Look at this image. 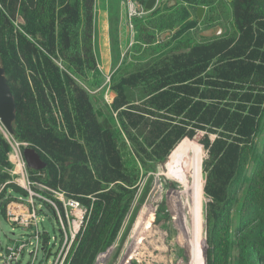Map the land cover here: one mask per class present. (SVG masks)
<instances>
[{
	"label": "trees",
	"instance_id": "obj_1",
	"mask_svg": "<svg viewBox=\"0 0 264 264\" xmlns=\"http://www.w3.org/2000/svg\"><path fill=\"white\" fill-rule=\"evenodd\" d=\"M55 1L0 0V66L16 108L12 137L32 144L47 164L42 171L49 170L50 164L35 146L41 145L43 134L51 133L40 128L46 99L41 90L29 86L19 58L30 71L40 68L46 72L59 88L58 70L44 57L43 65L40 63L41 50L66 57L72 63V75L80 76L84 68L90 70L94 65L93 0H72V9L64 8L69 11L67 19L62 11H56ZM17 16L23 19L22 32L13 25ZM238 20L241 35L237 41L214 42V48L202 43L188 52L164 57L114 85L112 110L117 112L118 129L107 120L101 127L94 119L89 121L85 144L91 157L90 170L107 186L116 184L93 203L72 264H94L112 245L130 207L133 190L128 188L136 185L139 168L154 171L183 139H192L197 131L215 135L213 142L208 136L203 141L208 150L204 191L211 200L209 232L214 234L223 223L227 231L222 237L230 248L227 239L242 230L236 247H231L240 250L238 258L231 256L223 264L255 263L251 248L264 246V241L249 244L243 229L248 230L257 216L264 226V175L255 144L256 138L264 137V2L246 0ZM76 89L73 87L72 94L78 93ZM132 93H138L139 98L132 99ZM73 102L80 115L84 109L92 116L90 105L80 95L74 96ZM61 158L57 167L63 174V187L79 186L86 179L84 173L77 175L82 163L71 154ZM251 163L254 171L248 175ZM5 178L2 176L0 182ZM241 187L243 196L236 202L234 194ZM82 203L90 207L89 200ZM247 207L256 213L251 222ZM258 251L264 252V248ZM216 260L224 259L220 256Z\"/></svg>",
	"mask_w": 264,
	"mask_h": 264
},
{
	"label": "rangeland",
	"instance_id": "obj_2",
	"mask_svg": "<svg viewBox=\"0 0 264 264\" xmlns=\"http://www.w3.org/2000/svg\"><path fill=\"white\" fill-rule=\"evenodd\" d=\"M146 1L93 0L91 46L94 65L90 66V70L84 68V73L80 76L72 75V63L66 60V57L58 53L51 55L41 50L40 63L43 65L44 58L52 63L58 70L62 88L56 87L52 79L46 72L43 74L40 68L37 72L30 71L26 68L24 60L19 58L29 86L41 90L46 99L47 105L40 120V128L42 131L50 129L51 133L43 134L41 145L35 147L49 162L50 169L30 172L23 160L22 151L31 148L32 144L13 138L0 123V178L6 176L4 181L0 182V264L4 262L8 247L29 241L32 245L24 250L19 264H53L57 256L58 264L73 263L93 203L98 200L99 195L108 193L116 184L107 186L90 170L91 157L85 144L88 137L87 125H91L89 121L93 119L97 126L101 127V122L107 120L111 126L119 128L117 112L112 110L116 96L114 85L129 74L143 71L164 57L188 52L202 43H208L210 48H214L211 46L214 42L233 43L240 38L238 17L246 0H157L150 11L144 9ZM170 1L174 4L169 6ZM54 6L56 11L60 14L62 11L63 17L67 19L68 9H72V0H56ZM65 6L68 9L64 10ZM199 7L204 8L201 21L196 17ZM13 25L22 32L23 19L17 16ZM217 27L222 29L219 36H201L203 31ZM72 86L77 87L78 93L72 94ZM36 93L37 90L34 94ZM77 94L88 102L93 111L92 116H87L84 109H81L82 115L78 113L73 102V97ZM131 97L137 100L139 94L132 93ZM205 136H208L211 142L215 139L213 134L197 131L192 139H183L154 171H144L138 166L136 185L128 188L133 190L130 207L114 242L106 250H109L108 256L104 260L105 254H99L94 264H119L121 258L120 264H193L192 249L187 238L181 235L175 209L168 198L170 194L185 190L193 197L192 205L198 218L203 264H223L232 257L238 258L240 250L231 247H236L242 230L227 239L230 248L222 237L223 232L227 231L223 223L213 230L214 234L209 232L208 209L211 200L204 191V163L208 160V150L203 144ZM255 144L262 159V176L264 137L256 138ZM68 154L76 156L82 163L77 175L84 173L86 179L79 186L66 190L62 185L63 174L57 167V162ZM253 171L251 163L248 166V175ZM60 192L64 193L67 199L79 201L82 205L83 200L90 201L89 208L83 205L87 210L84 227L70 244H65V218L63 209L59 208L61 204L55 199L56 193ZM242 196L241 187L235 191L236 202L241 201ZM150 203H154L156 209L134 238L132 232L136 220L144 207ZM51 204H54L58 211ZM231 208L235 210V204ZM247 209V219L250 221L256 213H252L250 207ZM9 212L19 215L18 222L11 220ZM22 219L23 222L27 219L28 224H19ZM260 221L261 218L257 216L248 230L243 229L244 233H248L247 239L251 245L264 241V226ZM35 232L39 236V246L34 256L31 253L36 243L33 237H30ZM148 232L150 234L140 243L138 240ZM261 247L255 245L251 248L254 264H264V252L258 251ZM220 256L224 259L222 262L216 260Z\"/></svg>",
	"mask_w": 264,
	"mask_h": 264
},
{
	"label": "bare ground",
	"instance_id": "obj_3",
	"mask_svg": "<svg viewBox=\"0 0 264 264\" xmlns=\"http://www.w3.org/2000/svg\"><path fill=\"white\" fill-rule=\"evenodd\" d=\"M168 198L171 202V205L175 209L174 211L176 212L175 214L176 221L181 231V235L187 238L188 245L192 249L191 252H192V258H193V264H203L202 251L200 249V244H199L198 218L195 215L196 213L192 205L193 197L191 193L187 190L182 191V192L178 191L175 194L168 195ZM155 209L156 207L154 203H150L144 207V210L139 214L136 220V223H135V226L132 232V236L134 238L137 236L138 232L143 228L145 221L154 212ZM149 234L150 232L143 235L138 241L140 242L143 238H146L147 235ZM136 248L137 246H135L134 249ZM108 253H106L107 255L105 254L104 260L106 259V256H108ZM121 261H122V258L119 264L121 263Z\"/></svg>",
	"mask_w": 264,
	"mask_h": 264
},
{
	"label": "built area",
	"instance_id": "obj_4",
	"mask_svg": "<svg viewBox=\"0 0 264 264\" xmlns=\"http://www.w3.org/2000/svg\"><path fill=\"white\" fill-rule=\"evenodd\" d=\"M55 199L61 204L59 208L63 209V214L66 223V229H63V235L66 241L65 244H70L81 233L85 224L87 210L79 201L67 199L65 197V194L62 192L56 193ZM51 205L56 211H58V208L54 204ZM9 215L12 217V221L18 222L19 215H14L12 214V212H9ZM26 220L27 219H25V222H23L22 219L19 224L27 225L28 223H26ZM32 237L35 240L36 247L34 248L31 255L35 256L39 246V236L35 232L30 238ZM31 243V241H29L28 243L21 242L8 247L5 253L3 264H19L21 255L27 247L32 245ZM58 262L59 258L57 256L53 264H58Z\"/></svg>",
	"mask_w": 264,
	"mask_h": 264
},
{
	"label": "water",
	"instance_id": "obj_5",
	"mask_svg": "<svg viewBox=\"0 0 264 264\" xmlns=\"http://www.w3.org/2000/svg\"><path fill=\"white\" fill-rule=\"evenodd\" d=\"M160 1L164 2L165 0H160ZM156 3L157 0H147L144 9L146 11H150L153 9ZM172 4L174 3L170 1L169 6ZM203 10L204 8L202 7H199L197 9L196 17L198 21H201L202 19ZM221 33H222V29L220 27H217L216 29H209L203 31L201 33V36L203 38H211L214 36H219ZM15 111L16 108H15L14 98L7 84V79L5 77L4 70L0 66V123L5 129V131L11 136L13 134ZM22 157L28 170L40 172L44 170L47 166V164L44 161H42L40 156L32 148H25L22 151ZM108 251H106L103 254H106Z\"/></svg>",
	"mask_w": 264,
	"mask_h": 264
}]
</instances>
